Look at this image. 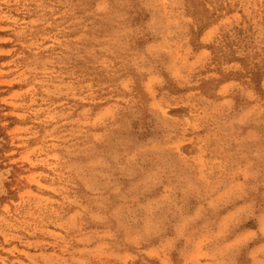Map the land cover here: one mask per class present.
Returning a JSON list of instances; mask_svg holds the SVG:
<instances>
[{
    "label": "rangeland",
    "instance_id": "obj_1",
    "mask_svg": "<svg viewBox=\"0 0 264 264\" xmlns=\"http://www.w3.org/2000/svg\"><path fill=\"white\" fill-rule=\"evenodd\" d=\"M0 264H264V0H0Z\"/></svg>",
    "mask_w": 264,
    "mask_h": 264
}]
</instances>
